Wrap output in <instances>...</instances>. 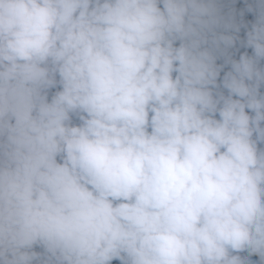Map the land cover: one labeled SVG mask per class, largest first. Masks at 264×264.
<instances>
[{
    "label": "clouds",
    "instance_id": "obj_1",
    "mask_svg": "<svg viewBox=\"0 0 264 264\" xmlns=\"http://www.w3.org/2000/svg\"><path fill=\"white\" fill-rule=\"evenodd\" d=\"M0 264H264V0H0Z\"/></svg>",
    "mask_w": 264,
    "mask_h": 264
}]
</instances>
